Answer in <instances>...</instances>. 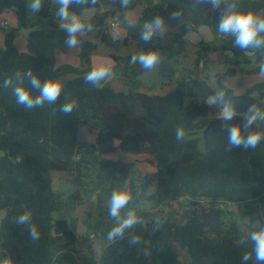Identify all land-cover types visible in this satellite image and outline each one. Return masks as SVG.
Masks as SVG:
<instances>
[{
    "label": "trees",
    "instance_id": "obj_1",
    "mask_svg": "<svg viewBox=\"0 0 264 264\" xmlns=\"http://www.w3.org/2000/svg\"><path fill=\"white\" fill-rule=\"evenodd\" d=\"M54 1L43 0L41 10L35 13L27 7V0H0V20L11 7L18 19L17 28L4 31V44L0 46V151L5 153L0 156V200L5 210L0 221V261L10 257L13 264H257L249 237L258 227L225 222L224 215L228 204H243L248 210L245 214L257 215L259 226H264V141L255 149H230L225 122L215 113V107L209 108L206 99L223 91L225 100L236 109L229 124L237 125L243 122L250 105L264 111V81L236 94L220 80L211 84L201 76L190 84L179 83L170 93L148 94L139 90L142 82L137 76L144 71L141 65L133 63L132 56L113 54V75L124 90L116 92L107 80L101 87H94L84 77L93 68L90 56L96 42L81 40L80 67L56 66V50L65 53L71 48L65 44L67 35L59 27L62 21L53 14ZM142 1L128 0L123 5L122 0H97V13L89 21L91 32L99 31L106 41L104 30L109 28V20L121 17L131 22L125 11L130 4ZM154 1L145 4L141 17L134 22L144 24L153 17H162L175 47L142 41V51L160 47L178 61L187 43L182 37L189 30L208 25L218 31L220 10L212 9L210 4L196 0ZM229 2L237 3L244 12L264 11V0ZM94 6L71 5L70 10L80 13L82 8ZM176 11L182 16L171 19ZM22 26L35 27L27 38L25 52L14 43V32ZM135 38L136 34H130L122 44ZM255 57L264 63V50L256 51ZM29 70L42 81L67 73L76 76L67 81L55 104L28 109L16 102L13 88L19 83L16 74L23 76ZM230 73L233 75L235 70ZM6 79L13 81L12 86H3ZM24 86L32 95H39L27 79ZM188 98L191 100L186 103ZM71 101H75V107L70 115H64L59 108ZM81 126L96 131L93 143L79 139ZM178 128L185 133L182 141L175 138ZM250 130L264 132V122L257 121ZM150 143L157 147L154 162L150 161L154 171L142 176L133 171L136 160L105 158L118 151L135 158ZM90 166L104 169L116 180L111 190L127 184L132 195L127 209L138 211L142 220L127 229L123 239L108 243L99 255L92 249L82 252L79 236L68 221L53 217L62 206L53 188V174L73 177L78 189L69 196V202H79V187L85 186ZM182 199L188 200L190 208L185 220L175 219L173 212L163 221L149 219L150 209H139L145 202L157 208ZM26 211L31 213L30 223L16 224V218ZM157 221L160 228H155ZM116 225H110L107 234ZM30 226L38 230L36 241L30 238ZM133 236L140 239L135 246L129 244ZM242 239L244 244L240 243ZM245 253L252 256L247 262L243 261Z\"/></svg>",
    "mask_w": 264,
    "mask_h": 264
},
{
    "label": "clouds",
    "instance_id": "obj_2",
    "mask_svg": "<svg viewBox=\"0 0 264 264\" xmlns=\"http://www.w3.org/2000/svg\"><path fill=\"white\" fill-rule=\"evenodd\" d=\"M58 8L56 16L62 21L59 25L63 30L67 39L65 44L69 48H75L79 44L78 37H84L87 33L93 30V25L89 22L91 17L85 16V13L91 12L93 8L84 7L80 14L76 11H71V5H96L97 0H56ZM197 3L210 4L212 9L220 10V19L218 22V32L223 36H231L234 38L233 47L239 48L244 53V56L255 55L256 51L264 50V11L247 12L238 9L235 2L230 3L229 0H196ZM128 0H122V4L126 5ZM223 7L221 8V6ZM43 6V0H31L28 7L32 12L38 13ZM182 16L181 12H173L171 19H179ZM165 21L162 17L156 16L151 20L146 21L142 26L140 39L144 43L152 40L154 35L159 33L164 34ZM203 29H201L202 32ZM190 31V30H189ZM210 34V33H208ZM210 38H212L210 34ZM161 60V54L158 50L142 51L139 54L132 56L133 63H139L144 72H152L156 69ZM113 75V68L110 65H99L93 67L84 77L86 83L92 84L94 87H101L102 82ZM259 76L264 77V63L260 65ZM16 79L19 82L13 88V95L16 97L18 104L24 105L28 109L43 107L46 103L53 105L61 96L63 89V82L60 79H46L41 80L38 75H34L31 70L21 76L16 74ZM28 80L32 89L39 92V95H32L31 92L25 88V80ZM13 81L6 79L3 86L8 88L12 86ZM209 108L220 106V118L225 122L224 128L227 132L229 148H243L244 150L255 149L262 141H264V132L251 131L252 126L257 121L264 122V111L257 105L252 104L247 109V114L242 123L237 125H230L236 114L235 106L225 100V93L218 91L210 96L206 102ZM75 107V101L64 103L59 108V111L64 115H70ZM185 137L183 128H178L175 133L177 141H182ZM132 195L125 184L123 189L114 190L111 193L109 204V216L118 220V223L107 234L109 243L117 239H123L124 233L127 229L133 228L135 225L142 223L140 217L136 212L129 209L126 213L124 209L128 208ZM31 220V213L24 212L16 218L15 223L18 225H28ZM159 227V221L156 222ZM29 235L33 241L39 239V233L35 226H30ZM253 248L255 261L257 264H264V226L258 225V230L252 231L249 237ZM140 243L139 237L133 236L129 240V244L135 246ZM241 244L245 240L240 241ZM145 255L149 253L145 251ZM252 258L248 253L243 256V261L247 262ZM0 264H13L10 257H5Z\"/></svg>",
    "mask_w": 264,
    "mask_h": 264
},
{
    "label": "rangeland",
    "instance_id": "obj_3",
    "mask_svg": "<svg viewBox=\"0 0 264 264\" xmlns=\"http://www.w3.org/2000/svg\"><path fill=\"white\" fill-rule=\"evenodd\" d=\"M149 2V0H148ZM31 0H27V7L30 5ZM147 3V0H143L141 3L136 4V7H144ZM29 8V7H28ZM58 8L56 0L53 5V12ZM4 18L10 22V25L17 27L18 19L15 13V10L6 11ZM17 21V24L15 23ZM12 22V24H11ZM136 24L138 27H142L144 24ZM15 27V28H16ZM164 37L167 36L171 38L168 30L166 28ZM213 31V30H212ZM136 42L140 44L142 48V40L140 39V30H137ZM214 38L208 43L191 45L186 43V55L184 54V64L185 67L190 71L184 72V69L180 62L176 61L174 65L175 74L173 77H165L162 83L154 85L149 79L141 81L140 91L146 92L148 94H158L163 95L172 92L175 87L185 81L186 74L190 77L199 79L201 76L207 77L211 84H215L218 80L222 84L234 91L236 94L244 93L249 87L264 81V77L259 76V72H255V69L261 65L255 57V55L244 56L239 48L233 47L234 38L231 36H223L218 31H213ZM24 37V36H23ZM153 37L159 38L160 42H164L162 35H154ZM162 39H161V38ZM27 41L26 37L21 38ZM19 50H23L24 47L22 44L18 45ZM166 46H169L167 44ZM217 48V50H214ZM74 51H78L77 57L80 61L78 67L82 65L80 59V45H77L73 48ZM206 49L207 51H204ZM228 51V52H226ZM25 52V51H24ZM57 54H61L63 59L68 60L67 62H75L76 58L73 56V53L62 54L60 51H57ZM201 52L200 57L198 53ZM125 56V55H121ZM199 59L196 62V59ZM186 61V62H185ZM264 61V59H263ZM231 70H235V73L232 75ZM180 74V77H179ZM65 75V74H64ZM66 77H73L70 73L65 75ZM69 78V80L71 79ZM58 79V78H57ZM186 82V81H185ZM190 98L186 100V103L190 102ZM215 113L220 114V106H214ZM86 134V135H85ZM81 140L87 142L94 141V132L89 130L85 126H81ZM196 137V136H194ZM197 137H201L198 135ZM199 149H203V141L199 139ZM157 150L156 145L153 143L148 144L142 153L136 156L135 166L133 171L138 176H142L144 173H149L154 171V166L151 162H154V154ZM105 158L120 160L122 162L133 161L128 154L121 152H115L112 155L106 156ZM131 159V160H129ZM53 188L56 196L59 198L61 203V209L57 212H54L53 217L55 219H66L69 223L70 229L77 231L78 227L81 226L84 229L82 235L79 236L78 247L82 252H86L89 249L99 255L102 249L109 243L107 240V228L115 223H118V220L111 218L107 214V208L110 207L109 200L111 193L114 190H111V185L116 183V180L110 176L104 169L99 167L90 166L86 171V177L84 179L85 186L79 187L81 198L79 202L72 201L69 202V196H71L76 189H78L73 183V177L66 173H54L53 174ZM97 176L100 177V180H97ZM100 181V184H97ZM119 187L118 189H123ZM152 192V189L148 190V194ZM188 200L182 199L178 203H174L169 207H154L151 208V202H145L139 209L149 210L150 217L149 219H157L163 221L167 219L169 213L173 212V217L178 220H185L190 214V208L187 206ZM128 209H124L123 212L126 213ZM138 212V211H137ZM136 212V213H137ZM248 210L245 209L243 204L233 205L228 204L226 206V212L224 215L225 222H235L237 224L247 227H258L260 224L257 215H246L245 213ZM181 256L187 261V256L185 252L180 253Z\"/></svg>",
    "mask_w": 264,
    "mask_h": 264
},
{
    "label": "crops",
    "instance_id": "obj_4",
    "mask_svg": "<svg viewBox=\"0 0 264 264\" xmlns=\"http://www.w3.org/2000/svg\"><path fill=\"white\" fill-rule=\"evenodd\" d=\"M147 2H148V0H147ZM154 3H155V1H154ZM143 8H144L143 6L142 7H136V4H134V5H133V3L130 4L128 6L127 10L125 11V16L127 18L131 19V22H127L128 25H130V27H124L121 24H118L117 21L115 20L116 27L112 28V27L108 26L109 28L107 30H104V34L106 35V41L102 40V33H100L97 30H95L91 33H87L84 37H78L80 40L94 41L97 43L96 49L92 51L91 56H90L91 67H96L99 65L113 66L114 65V60L112 58L113 54L133 56L134 54H139L140 52H142V48H141L140 44H138V42H136V40H132L131 42H129L126 45L122 44V41L126 38H130V34L138 33L137 32L138 29L140 30V33H141L142 27H140V26L138 27L136 24H134V23H136L134 21L138 20L141 17ZM53 14L56 15V11L53 12ZM4 20H6V19L4 18ZM6 21H8V20H6ZM8 23H9L8 28L3 29L0 27V46H3V44H4V31L16 27L15 25H14V27L11 26L10 22H8ZM15 23L17 24L16 20H15ZM11 24H12V22H11ZM108 25H109V23H108ZM164 33H165V29H164ZM158 35H160V34L158 33ZM162 37L164 38V42H162V44L164 46L169 44V45H172L175 47V45L172 43L171 38H169L167 36L164 37V35H162ZM21 38H24V37L22 35L15 36L14 43L18 49H19L18 45L22 44L24 49L20 50V51L24 52L27 50L26 49V40L21 39ZM185 49H186V46H185ZM57 51H59V50H56V52H55V62H56L57 67L62 66V65H71L74 67H78V65L80 64V61L77 57V53H78L77 50L74 51V49L71 48L68 52H65V53L60 51L62 54L73 53V56L76 58L75 62H67L68 60L63 59L61 54H57L58 53ZM184 54L186 55V52ZM184 58H186V57H184V56L181 57L179 59V62L181 63L182 66L185 67L186 64H184V62H183ZM65 75L58 77V79H60L63 82V87L67 83V81H69V78H71L69 76L66 77ZM71 75H73V77L71 79H73L76 76L75 74H71ZM55 79H57V78H55ZM107 82L116 92L124 90L123 84L121 83L120 80H118V78L115 75H112L110 78H108ZM92 131L94 132V141H95L96 131L95 130H92ZM85 135H81V128H80L79 139L81 140L82 139L81 137L82 136L85 137ZM83 140H85V139H83ZM129 156L133 160H136L135 159L136 157L133 158L131 155H129ZM129 160H131V159H129ZM4 215H5V210L1 208V200H0V221L2 220Z\"/></svg>",
    "mask_w": 264,
    "mask_h": 264
},
{
    "label": "water",
    "instance_id": "obj_5",
    "mask_svg": "<svg viewBox=\"0 0 264 264\" xmlns=\"http://www.w3.org/2000/svg\"><path fill=\"white\" fill-rule=\"evenodd\" d=\"M155 3H157V0H155ZM90 8H93V10L91 12L85 13V16L86 17L90 16L92 19L96 15L98 7L94 6V7H90ZM108 8H112V6H108ZM14 9L15 8L11 7L7 11L14 10ZM71 11H74V10H71ZM77 14H80V13H77ZM116 21L118 24H121L124 27H130V25H128L127 21H125L121 17L117 18ZM34 29H35V27H24V26H22L19 29H17L14 32V34H15V36L22 35V36L28 38L30 32ZM201 29H203L202 32H201ZM208 33L211 34L212 38H210V34H208ZM182 38H183V40H185V41L191 43L192 45L196 46L201 41L204 43L210 42L211 40H213L214 34H213V31L210 28V26L202 25V26L198 27L196 30L189 31ZM79 41L80 42L78 45H80V43H81L80 39H79ZM152 41L155 44L160 43L159 38L152 37ZM156 50H158L161 54V60L158 63L156 69L152 72H144L143 71L139 76H137V79L140 81H143L145 79H151L153 81L154 85L159 84L161 81H163V79L165 77H170L173 74L172 68L175 65V59L170 57L169 54L165 53L162 48L158 47V48H156ZM226 52H228V51H226ZM208 98L206 99V102H207ZM219 117H220V114H219ZM4 154L5 153L3 151H0V156H3ZM83 232H84L83 227L79 226L77 231H76V235L80 236L83 234Z\"/></svg>",
    "mask_w": 264,
    "mask_h": 264
},
{
    "label": "flooded vegetation",
    "instance_id": "obj_6",
    "mask_svg": "<svg viewBox=\"0 0 264 264\" xmlns=\"http://www.w3.org/2000/svg\"><path fill=\"white\" fill-rule=\"evenodd\" d=\"M187 43H189V42H187ZM189 44H191V43H189ZM199 44H205L204 42H200ZM198 44V45H199ZM192 45V44H191ZM177 60H175V62H176ZM178 62H179V60H178ZM174 67V66H173ZM183 69H184V72H185V69H186V71H188V72H190L188 69H187V67H182ZM172 70H173V74L170 76V78L171 77H173L174 76V74H175V70H174V68H172ZM179 77H180V74H179ZM193 79H196V78H194V77H190V75H188V74H186V77H185V81H186V84H190L191 83V81L193 80ZM151 82H153L151 79H149ZM163 81H161L160 83H162Z\"/></svg>",
    "mask_w": 264,
    "mask_h": 264
},
{
    "label": "built area",
    "instance_id": "obj_7",
    "mask_svg": "<svg viewBox=\"0 0 264 264\" xmlns=\"http://www.w3.org/2000/svg\"><path fill=\"white\" fill-rule=\"evenodd\" d=\"M115 20H116V19H110V20H109L108 23H109V26H110V27H112V28L116 27V22H115ZM8 26H9L8 21H6V20H1V21H0V27H1V28L6 29V28H8Z\"/></svg>",
    "mask_w": 264,
    "mask_h": 264
}]
</instances>
